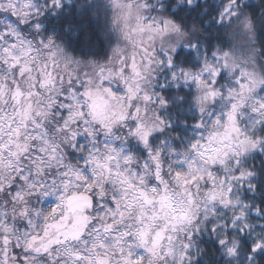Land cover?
I'll return each mask as SVG.
<instances>
[{
  "label": "snow or ice",
  "instance_id": "1",
  "mask_svg": "<svg viewBox=\"0 0 264 264\" xmlns=\"http://www.w3.org/2000/svg\"><path fill=\"white\" fill-rule=\"evenodd\" d=\"M0 264H264V0H0Z\"/></svg>",
  "mask_w": 264,
  "mask_h": 264
}]
</instances>
